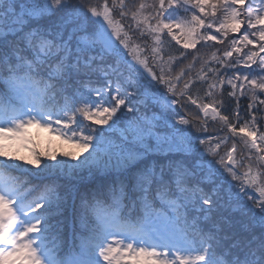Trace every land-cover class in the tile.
<instances>
[{"label":"snow or ice","instance_id":"obj_1","mask_svg":"<svg viewBox=\"0 0 264 264\" xmlns=\"http://www.w3.org/2000/svg\"><path fill=\"white\" fill-rule=\"evenodd\" d=\"M217 4L227 14L215 28V21L206 24L203 16L196 12L187 21L170 18V11L180 7L185 11L198 9L204 15L206 8H212L215 14ZM238 5H245V0H155L152 4L141 0L135 10L128 9L125 0H111V5L108 0H103L100 5L87 7L84 3L74 4L72 0H0V80L19 99L18 104H11L0 98V137L13 139L26 125L36 123L39 127L60 131L62 136L72 132L68 139H81L82 151H88L90 146L92 149L76 164L54 154L49 157L53 163H49L47 159L42 161L41 154L36 153L35 159L27 161L33 168H25L16 163L17 158L9 157L0 148V157H3L0 159V264H102V261L104 264H122L125 254L134 258L132 264H264V170L252 167L253 157L258 166L264 164V155H261L264 132L253 130L257 116L251 114L257 101L264 105V99H259L257 94L264 92V56L260 55L264 53V5L256 9L249 3L243 13L249 29L260 25L258 32L246 31L239 40L232 39V50L224 51L222 57L216 51H212L207 59L198 53V46L208 45L210 41L223 44V38L229 32L241 30L242 13L237 9ZM115 12L121 19L130 14L133 21L130 27L141 37L149 36L152 45L140 48L133 43L130 47L132 37L120 20L113 18ZM152 20L156 22L153 24ZM174 28L180 31L179 36ZM213 28L219 36L213 34ZM165 35L182 45L183 51L178 50V55L169 54L165 59ZM249 35L258 36L259 44ZM238 44L255 45L258 52L249 50L242 58L238 55L235 62H231L228 58L233 56V51L241 52L236 47ZM121 46L133 54L132 60L124 56ZM145 51H150L151 66L149 57L141 56ZM189 55L191 63L173 76L175 65ZM197 62H200L199 71L185 80V75ZM216 64L219 67L210 66ZM154 69H158L159 74ZM222 71L233 75L225 79L220 75ZM44 73L47 81L34 79ZM97 74L99 78L93 80ZM82 77L87 79H80ZM74 79L86 91L76 88L71 94L63 95L62 104L49 105L45 101L44 97L54 102L57 96L68 93L69 82ZM181 81H184L182 85ZM41 83L43 88L38 87ZM198 84L207 85L204 97L196 94L201 90ZM225 85L231 89L227 96L237 101L238 87L241 96L246 91L250 93L247 106L250 119L239 129L235 126L241 119L238 103L231 117L221 114ZM194 88L196 93H193ZM217 89L221 101L212 99ZM133 96L142 97L141 102L145 105L148 101L158 105L173 128H176V124L171 123L177 115L176 106L186 97V103L181 106L190 102L205 118L201 122L205 131L200 134L206 139H200V145H205L206 141L212 145L213 136L206 131L209 115L213 120L219 119L233 138L244 134L240 139L249 153L247 170L237 172V166L244 164V159H236L237 145L233 142L225 153L227 159L221 156L216 161L232 179L217 182L219 169L211 161L202 163L203 154L197 157L200 149L187 128L178 129L181 136L177 149L190 155L193 162L170 163L167 172L163 165L158 169L154 160L149 162L150 154L158 150L162 139L154 132L156 116L138 121L130 130H125L126 134H122L118 142L103 144L98 137L84 135L83 121L112 128L117 123L116 114ZM205 98L209 102H203ZM137 110L132 106L127 109L128 112ZM53 119L60 128H52ZM177 123L187 126L191 122L179 116ZM71 125L80 126L79 137ZM197 131H200L199 126ZM229 138L224 136L205 151L218 155L217 150ZM152 139L156 144L151 143ZM101 154L108 157L109 163L115 160L118 175L108 193H97L110 196L111 204L107 207L99 200L94 204L82 200L78 219L81 230L91 231L88 236L76 235L75 213L72 223L67 217L59 219L63 213L59 211L61 197L55 180L46 183L39 195L29 199L36 189H24L17 178L9 174L20 171L37 178L71 177L79 169H91ZM18 159L23 160V157ZM130 196L140 200L146 215L151 214L149 210L154 209L157 201L175 207V202L168 198L176 196L193 206L198 205L196 210L203 213L205 226H201L198 217L189 223L187 216L183 217L184 227L178 234L146 232L142 227L121 224L120 205ZM90 209L98 221L91 229L88 227ZM155 216L162 221L168 220L162 212H155ZM76 239H79V252L71 246ZM66 246L68 251L63 252ZM121 249H126V253Z\"/></svg>","mask_w":264,"mask_h":264},{"label":"trees","instance_id":"obj_2","mask_svg":"<svg viewBox=\"0 0 264 264\" xmlns=\"http://www.w3.org/2000/svg\"><path fill=\"white\" fill-rule=\"evenodd\" d=\"M72 1H74V0H72ZM134 1L135 0H125V3L128 6V9L135 10ZM108 3H110V2H108ZM237 9H238V11H240L242 13L240 19H241V21L244 22V20L246 19V16L243 14V13H245L243 8L238 5ZM224 11H222L219 14L220 15H226L227 14L226 10L224 9ZM125 18L128 19L129 21H132L130 14ZM214 19L216 20V18H214ZM218 23H219V20H216L215 24H218ZM229 23H230V21H229ZM130 26L131 25H129L128 28H132L133 33L138 32L137 30H135L133 27H130ZM238 33H240V32H238ZM228 34L233 35L234 33L229 32ZM238 38L239 37L232 38V39L238 40ZM145 39L146 38L143 37V40H145ZM140 41H142V40H140ZM142 42H146V41H142ZM236 47H239L241 49L240 54L245 55L249 50L253 51V49L256 46L252 45V47H253V49H252L248 45L238 44V45H236ZM178 50L181 51L177 45H175L174 43H171V45L165 49L164 54L167 56L169 54L178 55ZM212 51H217L218 52L217 55H220L219 51L215 50V49H211V50H208L206 52L204 51V52L199 53V54L205 59V58H207V55H209ZM188 64L189 63H187V62L185 63V65H188ZM197 64H198V66H197L198 69H200V62H197ZM215 67H219V65L216 64ZM221 75L224 76L223 72ZM243 75L244 74H241V76H243ZM191 76H195V75H193V73H192ZM98 78H99V74L92 77L93 80H96ZM251 78L252 77L249 76V79H251ZM34 79L37 81H39V80L47 81V75H46V73H44L41 76L34 77ZM80 79H87V78L82 77ZM184 79L185 80L188 79L187 74L185 75ZM225 79H227V77H225ZM69 84H70V87H69L68 93H63L60 96H57L56 101H54V102L48 100V97H44L45 101L49 105H51L52 103L62 104L64 102L63 101V95L71 94V92H73L76 88H80L81 91H86V89H84L83 85L77 83L75 79L70 81ZM43 86L44 85L42 83L38 85V87H40V88H43ZM92 86L95 87L96 85L94 84ZM57 87L59 88L60 85H58ZM197 87H199L201 89L200 92L196 93V89L194 88L193 93H196L201 97H204L205 92L207 90V85L206 84H198ZM143 90L144 89H141V91H143ZM230 90H231L230 87L225 85L224 96H223V107H220L219 104H217L216 106L220 107L222 115H228L231 117L233 112L236 110L237 103L239 104V112H240L241 119L235 125L238 129L241 124L245 123V120L250 119V117L248 116L249 109L247 107L249 102H250V93L246 91L245 95L241 96L240 95V89L238 87L237 88V97H239V95H240L241 99L239 98V100L237 101L236 98H229L227 96V93ZM25 91L27 92L28 89H25ZM129 91H131V89H129ZM219 93H220V90L217 89L215 94H214V97H213V99L215 101H221L222 98H221ZM257 94L259 96V99H264V96H263L264 92L258 91ZM49 95H50V93H49ZM0 98L3 99L4 103H11V104H18L19 103V99L15 98L9 92V90L3 84L2 80H0ZM31 99H32V97H31V95H29V101H31ZM182 100L185 101L186 97L182 98ZM137 101H142V97L138 98L136 96H133V97H131V99L129 101L126 102V105L122 106V110L118 111V113L116 114L117 122L126 121L125 124H128L129 126H131V123L139 118V114H142L143 112H150L151 110L149 108L152 106H155L152 104V105H149L146 107V105L144 103L142 104L144 107H142L141 105H135V103ZM203 102L207 103V102H209V99L205 98L203 100ZM36 103L39 104V99H37ZM188 103H190V102H188ZM129 106L135 107L138 110L133 111V112H128L127 109ZM28 107L31 108L32 104L29 103ZM257 108L258 109L262 108V112L260 110L256 111ZM193 110H194V113L196 112V114L202 115L198 111H196L195 108L191 109V112H193ZM254 113L257 116L256 125H258V124H260V122H259L260 117H264V105L260 106L259 101H257L253 106V110H252L251 114H254ZM54 119H53L52 128L60 127L59 125H56L54 123ZM81 120H82V118H81ZM110 123H111V121H110ZM83 124L85 126V129L91 130V134H89L84 129V135H93L95 137H98L103 142V144H106L108 141H117L118 142L119 138L121 137V136L117 135V133H106V132H104L103 129L107 125H97L94 123V121H83ZM28 125L37 126L36 123H32V124H28ZM28 125H26V126H28ZM198 126L200 127L199 132L197 131ZM70 127H72V131L77 133V136L79 137L80 126L71 125ZM193 127H194V129L193 128L192 129L194 131L189 132V133H191L195 137L194 142L196 144H198L200 139H206L205 136H202L200 134L201 132L205 131V128H204V126H202L199 123L195 124ZM40 128H47V127H40ZM213 129H214L213 126L206 125L207 134H210V132ZM164 134H165V132H164ZM71 135H72V132H68L67 135H64V136L61 135V137H63L67 143L71 141L70 143L67 144L69 147L64 148V149H60V150L56 149V152H53V153L59 159L69 160L72 164H76L79 159H81L83 156L88 155V152H90L92 149H88V151H82L81 146H80L81 142H82L81 139L78 138V139L70 140V139H68V136H71ZM179 138L180 137L176 138L175 144H171L170 142L161 141L159 146H158V150L154 151L153 153L150 154L149 162L154 160L157 164L158 169L161 165H163L166 172L168 170L167 166L170 163L173 165H175L177 163H181V162H187L188 164H191L193 162V158L190 155L185 154L183 151H179L176 147V145L179 141ZM215 141L216 140L213 137L212 143ZM151 143L156 144L155 140H151ZM103 144H102V146H103ZM174 146H175V148H174ZM222 148L224 149L225 146H223ZM66 153L69 155H65ZM50 156L51 155L45 156L49 163H51V160L48 159ZM73 156H75L76 158L73 159ZM221 156H224L223 151L220 152V154L216 155V158L219 159ZM13 158H15V157H13ZM213 158H214V156L212 155V159ZM201 162L205 164L206 158L204 160H202ZM16 163L23 164L26 168H33V165L26 164L25 160H20L17 158ZM115 164H116L115 160H113L109 163L108 157L101 154V157L99 158L98 163L96 165H94L91 169L84 167L82 169L77 170V172L75 174H73L71 177L66 176V175H58V176H54V177L37 178L36 176H34L31 173L20 172V171H11L9 174H10V176L17 178L18 182L23 185L24 189H29V188H35L36 189L35 191L30 193L29 199H31L34 196L39 195L40 191L43 189V186L46 183H50L52 180H55V182L58 186L57 192H58L59 196L61 197V207H60L59 211L61 213H63V215L60 216L59 219L62 220V219H65V217H67L69 220V223H72L73 219H74V213H75L76 217H77L75 219L76 235L88 236V235L92 234L91 231L81 230L79 219H78V215L82 211V209H81L82 200L87 199L89 202H91L93 204L96 202V200H99L101 202V205L104 207H107L109 204H111L110 196L97 195V193H100V192H103L105 194L108 193V190L112 186V181L115 180L117 178V175H118ZM215 167L219 169V172L220 171L223 172V167L219 166L218 164L215 165ZM216 179H217V182H220V181L224 180V177L218 173ZM201 186L203 187L204 185H201ZM227 187H228V185L225 182L224 183V189L226 190ZM173 189H175L174 185H173ZM168 199L174 201L176 206L175 207H168L167 203L162 202V201H157L156 204L154 205V209L149 210V212L151 214L146 215V211H145L143 205L141 204L140 200L136 197L130 196L129 198L124 199L120 205V213H119L120 223L126 224V225H131V226H136L138 228L142 227L146 232H167L168 234H172L175 230V227H176L175 232L178 234L179 230L184 227L183 217L187 216L189 223H192L193 219L198 217L201 221V226H205V222L203 220V213H200L196 210V208H198V205L193 206V204H191L187 201H184L183 199H179L176 196L169 197ZM133 201H135V203H133ZM185 205H186V207H185ZM177 209H179V211H177ZM155 212L165 213V215L168 217V220L162 221L161 219H158L155 216ZM177 218H179V223H176ZM97 223H98V221L96 220L95 215L91 212V209H90L89 210V223H88L89 229L96 226ZM208 226H210V225H208ZM168 229H169V231H168ZM71 246H72L74 251L79 252V239H76ZM67 251H68V247L66 246V247H64L63 252H67Z\"/></svg>","mask_w":264,"mask_h":264},{"label":"rangeland","instance_id":"obj_3","mask_svg":"<svg viewBox=\"0 0 264 264\" xmlns=\"http://www.w3.org/2000/svg\"><path fill=\"white\" fill-rule=\"evenodd\" d=\"M72 2L74 4L75 3H84L85 7H87L88 5H100L103 3V0H76V1L74 0ZM108 2H110L109 5H111V0H108ZM140 2H141V0H135L134 1V7H136ZM144 2L148 3V4H152V3H155V0H144ZM249 3H251V7L259 9V7L261 5H264V0H245V5H239L240 7L243 8L245 13L247 11L246 5H248ZM213 11L214 10L212 8H206L207 14L204 15V14H200L198 9H189L188 11H185L183 7H180V8H177L175 11H170V18H177L178 17L179 20H181V21H187V20L191 19L193 12H196L197 14L203 16L206 24L209 22H212V21H216V20H219V23H221L224 20L225 15H220L219 13L224 11V8L221 7L220 4H217V7L215 9V14H213ZM113 18L120 20V22L124 25V30L126 32H128L129 36L132 37V41L130 42V47L132 46L133 43L136 45H139L140 48H145L146 46L152 45V41H151V38L149 36L145 35L144 37L146 39L143 40V37L140 36L139 32L133 33L132 28H128L129 25H131V26L133 25L132 21H129L126 18L121 19L118 15V12H115L113 14ZM214 18H216V20ZM155 22H156L155 20L151 21V23H153V24ZM219 23L215 24L214 28H215V26H218ZM230 23H231V21H230ZM105 26H107V25H105ZM214 28L211 31L213 32V34H217L219 36L220 34L215 33ZM259 28H260V25H257L256 29H249L248 25L246 23V19H245L243 22L242 28L239 31L240 33H238V34L234 33L233 35L228 34V36L226 38H223L224 39L223 44H217L216 42L210 41L208 43V45L198 46V53H202L204 51L206 52L208 50L215 49V50H218L220 53V55H218V56L222 57L224 51L232 50V45L230 42L232 38L239 37L238 38V40H239L240 37L246 31L248 33H251L252 31L258 32ZM173 31L176 32L177 36L180 35V31L178 29L174 28ZM249 38L256 40L257 43L259 44L258 36L253 37V36L249 35ZM113 39H115V37H113ZM121 39H123V36H121ZM140 40L146 41V42H142ZM164 40H165V45H164L165 49L167 47H169L171 45V43H174L175 45H177L180 48L181 51H183L182 45L176 44V42L174 40H171L170 37L165 35ZM117 43H119V41H117ZM248 46L253 49L252 45H248ZM121 48L124 52V56L127 57L128 60H132L133 54L129 53L128 50H124L123 46H121ZM253 51L258 52V47H255L253 49ZM216 54H218L217 51H216ZM145 55L149 57V64L151 66L152 61H151L150 51H145V52L141 53L142 58ZM163 55L165 56V59H167V55H165L164 53H163ZM238 55L241 58L243 57L242 54H240V53L238 54V53H235L233 51V56L229 57L228 60L231 62H235L236 57ZM260 55L264 56V53H260ZM207 58H208V55H207ZM207 58H205V59H207ZM191 61H192L191 55H189L187 57V59L181 60L172 69V75L175 76L177 74V72L180 71L181 68H186L187 65H185V63L186 62L191 63ZM197 66H198V64L196 63L195 67L192 68L191 72L187 74V77L189 75H191L192 73H193V75H196V73L199 71ZM210 66H215V65H210ZM238 67H242V66H238ZM252 67L255 68V67H257V65H253ZM142 71H143V69H142ZM154 71H156L157 74H159L158 69H154ZM222 72L220 73V75L222 74ZM223 74L225 77L233 75L232 72H223ZM241 74H244V73L241 72ZM183 82L184 81H181V85L183 84ZM144 83H146V81ZM160 88H161V91H164L163 86H160ZM177 91H179V89H177ZM238 98L241 99L240 95ZM142 100H143V98H142ZM185 103H186V100L185 101L181 100V105H183ZM142 104L143 103L141 101H137L135 103V105H141L142 107H144ZM149 105H152L151 101H148L146 107ZM181 105L176 106L177 115L173 116L172 121H171L172 124H176V128H173L171 126V124L168 122L167 115L160 109V107L158 105H155V106H152L149 108L151 110L150 112H143L142 114H139V118L137 120L133 121L131 123V126H129L128 124H125L126 121H124V122L121 121V122H117L112 128H108V126H105L103 131L106 133H117V135L121 136L122 134H126L125 130H130V128L132 126H134L138 121H141L144 117L152 118L153 116H156L158 119L154 122V123H156V127L154 129V132L162 138L161 141L170 142L171 144H175L176 138L181 136V133L178 131V129L187 128L188 132H193L194 131L193 126L195 124H198V123L201 124V122L205 119L203 114L200 113L199 110L194 105H191L190 103H187L186 106H181ZM193 108H195V110L198 111L202 115H198V114H196V112L194 113V110H193V112H191V109H193ZM259 110L262 112V108ZM179 116H184L191 123L187 126L178 124L177 120L179 119ZM259 122H260V124H258V125L255 124L254 126H252V128H253V130L258 129L259 132H264V117H260ZM206 125L213 126V128H214L209 134V135L213 136L214 139L216 140L215 142L212 143V145L218 143L219 139L223 138L224 136L230 137L228 139L227 143L221 145V147L217 150L218 154H220V152L223 151L225 160L227 159L225 156V153L227 152V150L229 148L232 147L233 142L236 143L237 149L235 152V157L237 160L244 159V164L238 165L236 170L239 173L246 171L247 166L249 164V161L247 160V156L249 155V153L247 152L246 149H244L243 141L240 139V135H244V134H239L233 138L232 134L230 132H228L227 128L222 125V123L219 121V119L213 120L211 115H209V117H207V124ZM60 127H57V128H60ZM85 130L87 133L91 134V130H88V129H85ZM164 132H165V134H164ZM9 135H12V133L11 134L9 133ZM152 140H155V139H152ZM70 142H68V143H70ZM155 142H156V140H155ZM68 143L66 142V140L63 137H61L60 131H53L50 128H40V127L35 126V125L26 126L25 129L21 133H15V138H13V139H8L6 137H0V148H2V150L4 152H6L9 157H15V158L23 157V160L26 161V164H28L27 161L35 159L36 153L41 154V159L43 161L46 159V157H45L46 155H53L54 154L53 152H56V149L60 150V149H64V148L69 147L67 145ZM258 143H259V141H258ZM195 145L200 149V152L197 153L196 155L199 157L203 153V160L206 158L205 164H207L208 161H211L213 164L217 165L216 161L219 159H217L216 156H214V158L212 159V155L208 154V152L205 151L206 147H211L212 145H209L207 143V141H206L205 145H200L199 143L198 144L195 143ZM223 146H225L224 149L222 148ZM176 147H177V145H176ZM174 148H175V146H174ZM89 149H91V146L89 147ZM253 152H254V150H253ZM261 155H264V149H262ZM2 158L3 157H0V159H2ZM51 163H53L52 160H51ZM28 165H31V164H28ZM252 167L253 168L259 167L260 170H264V164H261L258 166L255 163V157H253ZM219 173H223L222 176L224 177V180H231L232 179L231 176L228 175V173L224 169H223V172L220 171ZM233 183L235 184L237 182L233 181ZM168 231H169V229H168ZM175 231H176V227H175V230L173 233H176ZM111 239H112V237H109V240H111ZM117 239H123V237H117ZM128 242L129 241H125V243H128ZM114 247L118 248L119 246L115 245ZM121 251H124L126 253L127 250L121 249ZM133 259H134L133 257H129L125 254L123 256V259H122V264H132ZM102 263L104 264V262H102Z\"/></svg>","mask_w":264,"mask_h":264}]
</instances>
